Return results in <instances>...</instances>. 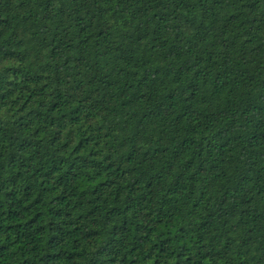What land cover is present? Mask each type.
I'll return each mask as SVG.
<instances>
[{
	"label": "trees",
	"instance_id": "trees-1",
	"mask_svg": "<svg viewBox=\"0 0 264 264\" xmlns=\"http://www.w3.org/2000/svg\"><path fill=\"white\" fill-rule=\"evenodd\" d=\"M0 264H264V0H0Z\"/></svg>",
	"mask_w": 264,
	"mask_h": 264
}]
</instances>
